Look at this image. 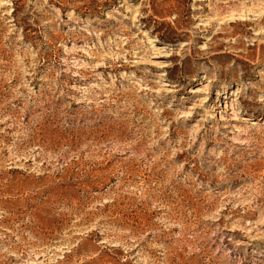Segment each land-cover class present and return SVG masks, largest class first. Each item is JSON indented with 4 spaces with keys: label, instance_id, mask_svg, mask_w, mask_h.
I'll list each match as a JSON object with an SVG mask.
<instances>
[{
    "label": "rangeland",
    "instance_id": "rangeland-1",
    "mask_svg": "<svg viewBox=\"0 0 264 264\" xmlns=\"http://www.w3.org/2000/svg\"><path fill=\"white\" fill-rule=\"evenodd\" d=\"M263 31L264 0H0V264H264Z\"/></svg>",
    "mask_w": 264,
    "mask_h": 264
},
{
    "label": "bare ground",
    "instance_id": "bare-ground-1",
    "mask_svg": "<svg viewBox=\"0 0 264 264\" xmlns=\"http://www.w3.org/2000/svg\"><path fill=\"white\" fill-rule=\"evenodd\" d=\"M236 19H238V20H245L244 18H236ZM262 34L264 35V31L262 32ZM123 62H125V61H123ZM110 66V65H109ZM109 66H107V67H109ZM123 67V66H121V65H119V64H117L116 66L114 65V63L113 64H111V66L110 67H112V68H115V67ZM106 68V67H105ZM124 68V67H123ZM245 120V119H244ZM246 120H250L249 118H246Z\"/></svg>",
    "mask_w": 264,
    "mask_h": 264
}]
</instances>
